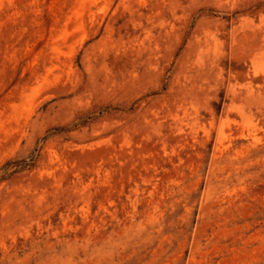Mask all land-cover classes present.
Segmentation results:
<instances>
[{"label":"rangeland","instance_id":"rangeland-1","mask_svg":"<svg viewBox=\"0 0 264 264\" xmlns=\"http://www.w3.org/2000/svg\"><path fill=\"white\" fill-rule=\"evenodd\" d=\"M0 264H264V0H0Z\"/></svg>","mask_w":264,"mask_h":264}]
</instances>
